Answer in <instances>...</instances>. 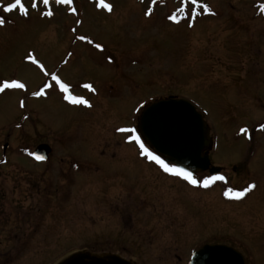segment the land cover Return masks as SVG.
<instances>
[{
  "label": "rangeland",
  "instance_id": "1",
  "mask_svg": "<svg viewBox=\"0 0 264 264\" xmlns=\"http://www.w3.org/2000/svg\"><path fill=\"white\" fill-rule=\"evenodd\" d=\"M98 2L73 0V14L50 0L51 17L40 15L48 10L42 3L32 9L31 0H23L27 16L0 9L6 21L0 26V82L19 79L27 86L0 93V211L12 218L18 212L24 221L34 217L29 229L10 218L0 224V246L16 249L12 264H54L80 249L141 264H185L192 246L215 241L246 247L258 260L256 243L264 237V0H198L196 16L191 0H105L111 12ZM173 13L177 21L168 19ZM81 35L103 48L77 39ZM29 53L44 70L25 59ZM45 71L90 106L65 100ZM45 83L52 85L45 94L31 95ZM166 96L184 98L203 113L210 158L233 185L252 175L259 180L249 200L221 203L219 180L192 191L187 180L146 163L139 144L117 130L135 128L137 135L140 105ZM241 127L254 133L257 145L238 134ZM39 144L51 148L44 162L31 157ZM253 145L257 160L243 164ZM8 229L14 241L5 240ZM7 243L16 246L4 248Z\"/></svg>",
  "mask_w": 264,
  "mask_h": 264
},
{
  "label": "water",
  "instance_id": "2",
  "mask_svg": "<svg viewBox=\"0 0 264 264\" xmlns=\"http://www.w3.org/2000/svg\"><path fill=\"white\" fill-rule=\"evenodd\" d=\"M138 131L149 146L177 168L192 173L209 169L213 175L219 170V167H209L208 155L204 153L210 147L211 139L203 115L186 99L165 97L143 105L138 117ZM49 152L47 144H39L32 155L34 158L42 156L45 160ZM54 264L138 263L109 252L81 249L64 255ZM190 264H244V260L240 253L226 245H204L192 254Z\"/></svg>",
  "mask_w": 264,
  "mask_h": 264
},
{
  "label": "snow or ice",
  "instance_id": "3",
  "mask_svg": "<svg viewBox=\"0 0 264 264\" xmlns=\"http://www.w3.org/2000/svg\"><path fill=\"white\" fill-rule=\"evenodd\" d=\"M38 3H42L45 7H48L50 5V0H31V8L32 9H38ZM55 3L57 5H66V6H70L67 8L68 12L75 14L77 12V8L73 5V0H55ZM198 0H191V5H193V7L191 8V14L192 16H196L197 15V9L195 7V5H197ZM98 8H103V9H107L109 12H111L112 10V5L110 3H105V0H99V2L96 5ZM262 10H264V5L261 6ZM0 9H2V11L4 13H11L13 10H19L20 13L24 14L25 16L28 15V8L25 6V4L23 3V0H11V2H7L5 3L4 0H0ZM202 10L204 12H210L211 9L209 8V6L207 4H204L202 6ZM152 9H148V11L145 13V15H149L151 13ZM178 11H183V8L178 9ZM53 11L51 10L50 7H48V10L45 12H40V15H44V16H48L51 17L53 16ZM169 20L172 21H177L178 17L175 13L171 14L168 16ZM5 19L0 16V26H2L5 23ZM77 24L81 23V21L77 20L76 21ZM73 31H75V29H73ZM77 39L81 40V41H88L89 44H93L94 41H92L88 36L86 35H81L78 36ZM94 47L96 49H102L103 45L100 43H94ZM25 59L28 61H31L34 64H37L41 70H44V65L42 63H40L39 60L36 59V57L34 55H32L31 53H29L28 55L25 56ZM45 75L51 76V80L55 82L56 85L59 86V88L61 89V91L64 93V99L67 101H70L73 104H84V105H88L89 101L79 97V96H75L72 95V93L70 92V85L63 82L60 78V76H58L55 72L52 73H48L45 71ZM52 87V85L45 83L43 84L42 87L39 88L38 91H33L31 93L32 96L34 97H40L41 95L45 94V90ZM85 88H89L92 91H95V88L91 85V84H85L84 85ZM9 89H20V90H27V86L25 83L21 82L19 79H5L2 82H0V93H4L5 90H9ZM20 107L23 108L25 106V100L21 99L19 101ZM260 129H264V123L259 125ZM120 132H126L129 133V135L127 136V139L130 141H135L136 143L139 144L140 148H141V155H146L148 159L155 161L158 165H160L163 170L165 172H171L174 173L176 175L182 176L185 180L189 181L191 184H202L203 187L207 188L209 185H211L214 181H223L225 179V177L223 175H214V176H206L202 181L197 180L191 172L186 171L183 168H176L175 166H170L169 164L165 163V161L163 159H161L160 156L156 155L155 153L149 151L145 146L144 143L140 140L139 135H134L136 132L135 128H131V129H127V128H120L117 129ZM239 131L241 133H247L248 129L246 127H241L239 129ZM34 155V154H33ZM37 160H42L44 159V157L36 155L35 157ZM256 187V185L254 183H249L246 187H244L242 190L237 191L234 190L233 188H226L224 191V195L228 196V197H235V198H241L244 197L246 193H248L250 190L254 189Z\"/></svg>",
  "mask_w": 264,
  "mask_h": 264
},
{
  "label": "flooded vegetation",
  "instance_id": "4",
  "mask_svg": "<svg viewBox=\"0 0 264 264\" xmlns=\"http://www.w3.org/2000/svg\"><path fill=\"white\" fill-rule=\"evenodd\" d=\"M258 4H255V6H257ZM264 5V4H263ZM239 135H242L241 132H238ZM254 133L251 132V131H248L247 133H244V138L248 139V141H252L253 139V143L252 144H256V138L254 137L255 135H253ZM237 139L239 138V136L236 137ZM258 144V143H257ZM256 144V145H257ZM138 149V155L139 157H143L144 158V161H146V163L152 165L153 167H156L157 170L161 171L162 174H164L165 176L167 177H171L174 179V176L176 177H179V178H182V180L185 181V179L182 177V176H179V175H176L174 173H171V172H165L163 170V168L158 165L155 161H152L150 159L147 158L146 155H141V148L140 147H136ZM257 148L259 147H254L253 146H248V151H246V153L244 154L243 158L241 160H243V164H246V163H251L253 161H256L257 160ZM212 148H208L206 151H204V153L206 152L207 155H208V158H209V161H210V166H216L215 164H213L212 162V159L210 158V150ZM148 150H150L151 152L155 153L151 148H148ZM156 154V153H155ZM158 155V154H156ZM160 156V155H158ZM161 157V156H160ZM161 159H163L161 157ZM240 160V161H241ZM166 163V162H165ZM169 164L170 166H174L173 164H170V163H167ZM218 167V166H217ZM220 167V166H219ZM197 180H199V176H201V179L199 181H202L206 176H212L211 173L209 172V169H207L206 171H203V172H198V173H193L192 174ZM216 175H223L225 177V179L222 181L224 183V186H223V189H222V192L219 194V198H220V201L221 203L223 204H236L237 202L239 203H242V202H246L247 200L250 199V197L252 196L253 193H255L262 185L261 184H258V181L255 177V175H252L251 176V179L250 180H245L243 183H240V185H233L232 181H230L229 179H227V174L223 172V169H219V171H217V174ZM188 183H190L188 181ZM249 183H254L256 185V187L252 190H250L248 193L245 194L244 197H241V198H235V197H228V196H225L223 193L225 191L226 188H233L234 190H237V191H240L242 190L244 187H246ZM191 184V183H190ZM192 187V191H194V189H196L195 187L197 186H201V190H206L207 188L203 187L202 184H191ZM264 186V185H263ZM9 214V215H8ZM11 213H6V212H3V211H0V224L3 225V224H6V222L9 221V218L13 220V224H19L18 226L20 227L21 223L22 225H26L24 228L25 229H29L30 226H32L33 221H34V217H30L29 220L27 221H24V217H22L18 212L17 213H12V214H15L14 217L12 218V216L10 215ZM21 218V220H20ZM9 230V229H8ZM6 234L7 236H5V240L7 242L9 241H14L15 238L17 237L15 233L12 232V230H9V231H6ZM29 238V236H27V239ZM22 245L23 248H26L27 246H29V243L28 242H21L20 243ZM205 244H208V245H226L228 247H231L233 249H236L237 251H239L243 258H244V264H253L252 262H250L249 260V257L250 259L254 262V259H255V262H257V264H264V237L262 239H260L259 241V244L258 242L256 243L257 245H261V249L260 251H262L259 255V258L258 260L255 258L254 254L250 253L248 254V251H247V248H241V247H238V246H234L232 244H228V243H224L222 241H215V242H204L202 245H205ZM12 245L13 248H15L16 246V243H7L6 245H4V248L8 247ZM18 245V244H17ZM202 245L200 246H197L194 248V246H192V248L190 249V253L188 255V258L185 260V264H189V261H190V257L192 255V253L199 249ZM16 249H7V250H4L2 246H0V264H12V259L13 257L16 256ZM114 254H117L119 255L120 257L124 258V259H131V258H126L118 253H114ZM136 261L138 264H141L139 261L137 260H134Z\"/></svg>",
  "mask_w": 264,
  "mask_h": 264
}]
</instances>
